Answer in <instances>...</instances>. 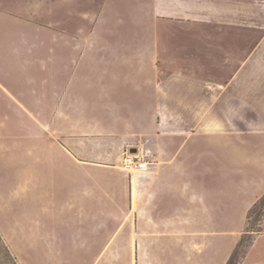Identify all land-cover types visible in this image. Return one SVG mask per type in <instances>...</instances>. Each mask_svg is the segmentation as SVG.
Segmentation results:
<instances>
[{"label": "rangeland", "instance_id": "rangeland-1", "mask_svg": "<svg viewBox=\"0 0 264 264\" xmlns=\"http://www.w3.org/2000/svg\"><path fill=\"white\" fill-rule=\"evenodd\" d=\"M0 238L264 264V0H0Z\"/></svg>", "mask_w": 264, "mask_h": 264}, {"label": "trees", "instance_id": "trees-1", "mask_svg": "<svg viewBox=\"0 0 264 264\" xmlns=\"http://www.w3.org/2000/svg\"><path fill=\"white\" fill-rule=\"evenodd\" d=\"M0 264H17L9 249L0 238Z\"/></svg>", "mask_w": 264, "mask_h": 264}, {"label": "water", "instance_id": "water-1", "mask_svg": "<svg viewBox=\"0 0 264 264\" xmlns=\"http://www.w3.org/2000/svg\"><path fill=\"white\" fill-rule=\"evenodd\" d=\"M131 152H132V153H135V152H136V150H135V149H133Z\"/></svg>", "mask_w": 264, "mask_h": 264}]
</instances>
